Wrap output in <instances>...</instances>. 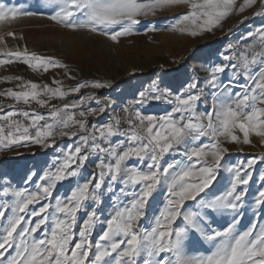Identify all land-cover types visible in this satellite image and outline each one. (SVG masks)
I'll return each mask as SVG.
<instances>
[{
  "label": "snow or ice",
  "instance_id": "obj_1",
  "mask_svg": "<svg viewBox=\"0 0 264 264\" xmlns=\"http://www.w3.org/2000/svg\"><path fill=\"white\" fill-rule=\"evenodd\" d=\"M48 2L52 7L47 19L55 24L72 31L97 33L117 43L120 37L136 34L141 17L154 16L169 7L187 5L191 9L180 23L191 19L197 30H179L192 36L212 31L237 10V0ZM254 5L264 10V0H243L238 11L242 13ZM34 15L36 13L14 5L0 4V26H11L21 18ZM155 30L148 28V31ZM6 35L15 34L9 31ZM253 35L248 33L250 37ZM255 35L264 49V27ZM3 42L4 35H0V43ZM2 55L5 58H0V66L12 64L15 59L34 72L41 68L44 72L49 68H62L68 79H76L67 64L55 57L29 52L26 47L8 50ZM256 65L259 67L253 70ZM225 67L214 66L206 81L213 89L209 110H198V103L207 97L194 81L188 85L187 95H176L168 100L173 107L164 115H144L136 111L134 115L129 113L127 117L112 118L103 124H89L88 117L105 114L108 105L82 107L96 99L92 95H81L79 100L64 103L60 108L52 105L47 116L35 111L30 114L28 110L17 109L16 105L35 102L44 108L52 99L63 100L81 93L84 88L108 87L105 82L83 81L65 90L63 82L55 78L56 87H51L47 83L24 81L20 76L6 77V82L20 81L16 85L20 90L0 91V97L14 102L7 106L0 103L3 113L0 115L3 122L0 149L23 141L48 148L55 144V137L77 138L78 143L68 146L63 160L39 176L41 183H37L36 190L16 189L11 193L14 197L11 203L0 204V264H139L141 258L143 264H264V224L254 223L243 231L238 228L243 218L246 186L252 178L249 169L257 159L228 168L232 180L223 195L213 199L201 196L217 179V171L229 151L228 145L251 144L252 133L264 144V51L241 54L239 64L232 65L234 70L240 69L234 71V77L243 75L247 81L239 85L240 91H235L231 83L223 84L219 74L225 72ZM139 95L141 100L137 103L148 99L144 92ZM162 97H166L164 92L151 98L160 100ZM5 107L13 110L5 112ZM69 108L73 111H68ZM123 111L129 112V109ZM17 116L30 123H21L14 119ZM123 124H127L126 129ZM30 129L35 130L34 136ZM170 154L180 158L162 164L164 157ZM92 155L97 157V171L82 182L77 179L75 187L64 197L56 198L52 205L50 200L58 183L79 178L82 167ZM133 159L137 163L130 164ZM259 159L264 161V156ZM27 179L31 181L32 176ZM260 179L264 181V173ZM161 185L165 188L162 209L154 217L153 227L141 229L140 221L145 217L149 198ZM241 185L245 187L240 188ZM105 188L112 194V211L101 220L97 206L103 203ZM4 192L7 194L8 189ZM188 201L195 203L194 210L186 207ZM37 203H40L38 209L29 207ZM255 204L264 210V190L259 192ZM82 210L85 218L77 231L78 213ZM225 213L233 214L231 223L220 230L213 228L214 215ZM177 220L181 223L173 227ZM97 224L104 227L94 242L92 236ZM38 232L40 236L36 235ZM194 236L209 243L207 253L187 254L186 248Z\"/></svg>",
  "mask_w": 264,
  "mask_h": 264
},
{
  "label": "rangeland",
  "instance_id": "obj_2",
  "mask_svg": "<svg viewBox=\"0 0 264 264\" xmlns=\"http://www.w3.org/2000/svg\"><path fill=\"white\" fill-rule=\"evenodd\" d=\"M0 4L14 5L36 13L34 16L21 18L11 26H0V35H4V42L0 43V46L14 48L18 47L20 43H24L33 47L39 56L55 57L59 61H66L69 70L76 77L75 80L69 79L70 87L83 81L107 83L108 87L102 89H81V94L94 96L95 102L99 101L100 106L108 105L107 111L103 115L117 109L124 97L129 96V101L136 97L141 99L139 95L141 92H146V94L164 92L169 99H174L173 91L178 85L179 76L183 75V79L188 81L186 76L194 72L195 62L192 60L205 48L200 42L215 37L223 30L201 31L197 36L189 35L187 31L181 32L179 28L197 29L191 19L180 23L184 14L190 12L191 9L187 5H179L158 11L154 16L141 17L142 23L136 26V34L120 37L117 43L97 33L87 30L72 31L55 24L47 19V16L51 14L52 7L48 0H0ZM164 21L171 22V24H161ZM198 23L200 21H197ZM149 27H154L156 30L148 31ZM9 31L15 35L7 36L6 33ZM224 48L228 49L229 43H226ZM12 64H17L15 59ZM12 68L6 70H12ZM198 76L203 83L207 81L204 74L199 73ZM228 76L223 82L224 85H228L226 82H229L230 78H232L231 81L239 79L238 76L234 77V74ZM163 82L167 83V87L163 85ZM204 88L206 89L207 86ZM212 91L213 89L210 87L205 93L209 106L212 103L210 95ZM240 135L242 136V134ZM250 140L251 144L247 145H228L229 151L225 154L226 160L227 156H231V161L246 163L247 160L254 158V155L264 153V144L261 143L258 136L252 133ZM176 156V154H172V158ZM5 163L7 161L0 159V176H2L1 171L4 170L1 168ZM249 171L252 178L246 186L243 218L238 225L241 231L246 230L254 223L257 226L264 224V210L259 209L255 204L259 192L264 190V181L260 179L261 174L264 173V165L259 168L254 165ZM231 180L232 173L228 169H218L217 179L204 193H201V196L213 199L223 195L230 187ZM239 187L244 188L245 186ZM164 191L165 188L162 185L158 186L157 192L149 198L145 208V217L140 221L141 229H150L154 226V217L163 206ZM109 193L106 189V194ZM186 207L194 210L195 203L188 201ZM232 216V213H225L223 216L216 214L211 226L217 230L223 229L231 223ZM180 223L181 221L177 220L173 227ZM80 224L77 225V231ZM209 247L207 241L194 236L188 244L186 252L188 255L195 256L207 253ZM139 264H143V258L139 260Z\"/></svg>",
  "mask_w": 264,
  "mask_h": 264
},
{
  "label": "crops",
  "instance_id": "obj_3",
  "mask_svg": "<svg viewBox=\"0 0 264 264\" xmlns=\"http://www.w3.org/2000/svg\"><path fill=\"white\" fill-rule=\"evenodd\" d=\"M242 3L243 0H237V10H234L228 17H226L222 21V24L220 26L215 27L211 31V32H215L217 30L221 31L226 24L230 22H236L238 25V30L235 33V35H233L230 39L226 40L224 43L217 45L215 47H210L208 45L204 46L205 48L203 52L197 54L195 58L192 60V62H195V65H193L194 72L189 73L186 76L188 77V81L183 79V75L179 76L178 85L175 87V90L173 91L174 96L187 95L188 85L194 81L198 82L199 88L204 89V96H205L206 90L209 89L210 86L206 82L203 83L200 80L198 76L199 73L204 74V77H207L208 80L210 78L211 69L214 66L224 65L226 66L225 72L219 74L220 79L224 82L225 79L229 77L228 75L232 76L234 74V71L236 72L240 71L239 68L234 70L232 65L239 64V57L241 56V54H247L249 52H252L253 50H255L256 52L264 51V49L260 47L259 37L255 35L258 29L264 27V14L257 15L256 13L264 12V10H262L258 5H254L253 7L247 8L244 12L241 13L238 11V7ZM249 32H252L254 35L251 37L248 36ZM213 38L214 36L211 39L200 43H202V45L204 43L207 44L211 42ZM226 43H229L228 49L224 48ZM25 47L28 49L29 52L36 53L33 47L29 45H25L24 43H20L18 47H14V48L11 47L4 48L3 46H0V58H4L2 55L3 52H7L8 50L14 51L17 49L23 50ZM225 57H229V59L226 60ZM16 62H17L16 65L10 64V65L0 66V91L6 90L8 88H13L14 90L19 91L20 89H17L16 85L20 83V81L17 80H12L11 82L5 81L6 77H17V76L23 77L24 81L30 80L32 82L41 85L47 83L51 87H56V85L53 84V79L55 78L63 82L65 90H67V88L70 87L69 79L65 75V70L62 68H49L47 72H44L43 68H41L39 71L34 72L30 68H28L27 65L19 61ZM61 62L67 64L66 61H61ZM258 67L259 65L253 66V70H255ZM11 68L12 70H6ZM238 77L239 79L235 81L230 80L229 82L227 81L226 83L228 84L231 83L232 88H235L236 90L240 91L239 88L233 86V83L236 81H242L246 83L247 81L245 80V77L243 75H240ZM163 83H164L163 85L167 87V83L166 82ZM204 86H207V88L205 89ZM193 91H197V90H193ZM160 93L161 92H156L155 94L159 95ZM81 95L83 94L78 93V94L69 95L65 97L63 100L52 99L49 103V106H46L44 108L39 107L38 105L35 104V102H32L31 104L28 105H31L33 107L32 112L35 111L37 113L44 114L45 116H47L50 106L54 105L57 108H60L64 103L71 104L72 102L79 100ZM128 97L129 96L124 97L122 102L129 100ZM44 98L47 99V97ZM139 100L141 99L136 97V99L132 100V102H134L139 107L141 113L144 115H155V116L164 115L166 112L171 111V108L173 107V105L169 104L168 102L169 97H167V95L166 98L162 97L161 100H163V102L158 104H151L146 100L143 103H137V101ZM207 101L208 98L202 99L198 103L199 111L209 110V104ZM0 103H3V105H10L13 104L14 102L11 99L0 97ZM99 106L100 104L96 103L95 100H92L87 104L83 105L82 107L96 108ZM116 110L117 109H114L106 115L98 114L95 116H89L88 121L90 119H95L96 124H103L105 122H108L110 119L115 118ZM4 111L5 112L12 111V109L5 107ZM68 111L71 112L73 110L69 108ZM75 111L77 113V118H79L78 116L79 109ZM0 115H3V113L0 112ZM109 115H111L112 117ZM2 123L3 122L0 121V124ZM5 132L7 131L5 130ZM30 134L34 136L35 130L30 129ZM114 139L118 140L119 138H114ZM204 142L207 141L205 140ZM76 143H78L77 138L55 137V144L52 147H48V148L43 147L42 144L33 143L32 141H23L21 142V144H15L0 149V159H4L5 161H7V163H5L1 168L4 170L1 171L2 176H0V204L11 203L12 199L14 198L11 195V193L16 189L27 188L29 191L36 190L37 183H41L39 181V176L42 175L44 171L53 169L55 165L61 162L65 154L64 150L68 148V146L75 145ZM261 156H264V153L256 156L254 155V158L257 159V163L255 164L256 168H259L261 167V165H264V161H261L259 159ZM179 158L180 157L178 155L175 158H172V154H170L169 159L165 161L164 164L166 165L172 160ZM12 161H14L13 164ZM96 161H97V157L95 155L90 156L89 160L82 167L79 178H68L58 183L56 189L53 192V197L51 198L50 203L54 205L56 198H62L65 195H67L70 192V190L75 187L77 183V179H79L82 182L83 179L89 178V176L92 174L91 167ZM133 162L137 163V161H135L134 159L129 161L130 164ZM221 163L222 166L220 169H228L233 165H236L238 161H234V160L231 161V156H227V160L224 157V160ZM33 173H35V175H32ZM30 175L32 176L31 181L27 179ZM5 188L8 189L7 194H5L4 192ZM106 189L107 188L103 190L104 192L102 197L103 203L97 206V210L101 214V220L106 219L109 213L112 211V194L111 193L106 194ZM116 195L119 196L120 194L117 192ZM44 202L45 201H41V203ZM29 207L38 209L40 207V203H37L35 205H30ZM88 210H91V207H89ZM84 218H85V212L82 210L80 213H78L77 225H79V223H81ZM103 227H104L103 224H97L92 236L94 242L101 234ZM36 235L40 236L41 233L38 232Z\"/></svg>",
  "mask_w": 264,
  "mask_h": 264
},
{
  "label": "built area",
  "instance_id": "obj_4",
  "mask_svg": "<svg viewBox=\"0 0 264 264\" xmlns=\"http://www.w3.org/2000/svg\"><path fill=\"white\" fill-rule=\"evenodd\" d=\"M238 30V25L236 22H230L228 24L225 25V27L223 28V30L221 32H219L211 42L207 43V44H203V46H210V47H215L217 45H220L222 43H224L226 40L230 39L233 35H235V33ZM7 106V105H5ZM17 109H25L28 110L30 112V114L32 113V109L33 107L31 105H23V104H18L16 105ZM124 108H128L129 112H124L123 109ZM13 110V109H12ZM136 111H140L139 107L132 101L126 100L124 102H122L116 110L115 113V118H122V117H127L129 115V113L131 114H135ZM141 112V111H140ZM14 119H18L21 123H24L25 125H27L28 123H30V121L25 120L24 117L22 116H17ZM89 124H96V120L95 119H90L89 120ZM123 128H127V124H123L122 125ZM5 130L7 131V127L5 128ZM169 159V155H166L164 157V159L162 160V164L165 163V161H167ZM98 162V161H97ZM95 163L92 165V170L93 172L97 171L96 167H95Z\"/></svg>",
  "mask_w": 264,
  "mask_h": 264
},
{
  "label": "trees",
  "instance_id": "obj_5",
  "mask_svg": "<svg viewBox=\"0 0 264 264\" xmlns=\"http://www.w3.org/2000/svg\"><path fill=\"white\" fill-rule=\"evenodd\" d=\"M148 95V99H146L147 102L151 103V104H158V103H162L163 100H156V99H152L151 97L156 96L155 93H151V94H147Z\"/></svg>",
  "mask_w": 264,
  "mask_h": 264
},
{
  "label": "bare ground",
  "instance_id": "obj_6",
  "mask_svg": "<svg viewBox=\"0 0 264 264\" xmlns=\"http://www.w3.org/2000/svg\"><path fill=\"white\" fill-rule=\"evenodd\" d=\"M169 23L171 24V22L164 21L161 24H164V25H167L168 24L169 25ZM240 84H244V82H242V81H236V82L233 83V86L240 89V87H239Z\"/></svg>",
  "mask_w": 264,
  "mask_h": 264
}]
</instances>
